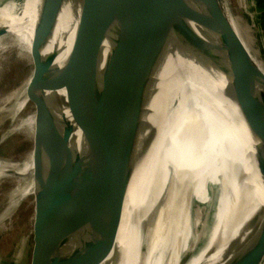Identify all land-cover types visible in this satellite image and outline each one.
<instances>
[{
	"label": "water",
	"instance_id": "obj_1",
	"mask_svg": "<svg viewBox=\"0 0 264 264\" xmlns=\"http://www.w3.org/2000/svg\"><path fill=\"white\" fill-rule=\"evenodd\" d=\"M70 2L79 5V23L59 67L58 51L44 52ZM37 12L25 92L33 110L31 243L11 264H104L110 258L130 185L167 110L169 78L158 84L157 76L172 45L220 64L232 79L243 118L253 127L255 137L248 140L264 188V69L258 57L264 42L257 40L254 62L219 0H40ZM249 16L256 26L255 14ZM197 27L212 38L200 36ZM6 34L1 28L0 37ZM150 105L156 108L151 114ZM144 172L138 174L137 203L123 238L125 262L129 257L146 263L148 244L142 240L152 215L137 222L155 172L148 179ZM247 225H254L255 240L227 264H260L264 257V209L252 212L240 235Z\"/></svg>",
	"mask_w": 264,
	"mask_h": 264
},
{
	"label": "bare ground",
	"instance_id": "obj_2",
	"mask_svg": "<svg viewBox=\"0 0 264 264\" xmlns=\"http://www.w3.org/2000/svg\"><path fill=\"white\" fill-rule=\"evenodd\" d=\"M2 1L0 0V29H6L7 34L0 37V51L6 47H15L23 56L31 58L40 0H17L4 4ZM219 1L228 26L235 31L252 60L256 62L252 54L254 51L252 45L248 44L243 27L230 7V1ZM79 15L80 8L75 2L68 3L63 9L54 37L44 52V56H47L54 50L58 51L55 66L62 67L68 59ZM196 32L208 40L213 36L200 27H197ZM167 77L169 90L166 92L168 96L166 115L164 113V119L162 118L158 125V132L153 137L148 154L136 170L126 200L125 217L116 247L104 264H155L157 258L162 259L163 264H227L239 253L242 246L256 238V233L252 235L254 225H247L240 235L252 212L264 209V188L253 166L252 147L249 141V137L255 136L252 133L253 127L243 118L241 95L220 64H215L211 59L202 62L185 46L169 47L164 65L157 76L158 84L164 83ZM26 87L27 83H24L12 91L8 101H14L19 97L21 104L24 105ZM235 98H238L239 103ZM155 109L150 105V114ZM177 147L179 154L169 159L170 151L173 149L175 152ZM161 157L165 159L163 162ZM142 170L146 171L144 173L145 177L148 176L147 179L151 172H155V181L147 193L148 199L145 200V206L141 207L137 222L142 225L148 216L153 215L152 225L142 240H146L148 244L143 254L146 263L134 262L129 257L125 262L123 238L130 223L129 215L137 203L133 193L138 174ZM10 173L20 178L23 175V168L17 171L14 169L0 171V181L9 178ZM218 180L224 185L223 189L220 188L218 191L216 215L211 226L209 225V242L199 255L192 257L189 262H183L190 252V245L197 239V230H192L194 222L189 209L191 197L202 195L208 183L215 185ZM12 189L8 204L4 211L2 209L0 222L21 205L20 181H17ZM225 189L228 190V195ZM171 194L174 215L169 213L171 208L168 202L171 200ZM158 203H161V208L156 212ZM186 206L188 208L185 213ZM198 214L200 221L202 215ZM228 221L230 226L226 225ZM238 235L241 236L238 246L233 249L230 247L228 253V243L237 239ZM189 236L191 239L187 246ZM217 239L220 242L218 250L214 254H209Z\"/></svg>",
	"mask_w": 264,
	"mask_h": 264
},
{
	"label": "rangeland",
	"instance_id": "obj_3",
	"mask_svg": "<svg viewBox=\"0 0 264 264\" xmlns=\"http://www.w3.org/2000/svg\"><path fill=\"white\" fill-rule=\"evenodd\" d=\"M14 1L17 0H3L2 3L4 4ZM229 1L235 17L243 27L245 38L250 42L254 50H258L259 47L257 45V40L259 37H261L264 42V15L262 14L263 6L260 3V0ZM249 13L255 14L257 18L256 26L253 25ZM258 57H260L264 69V49ZM31 72L32 67L30 59L23 56L17 48L6 47L0 51V171L4 169H14L17 171L23 168V175L20 178L14 173H10L9 178L0 181V216L5 210L4 207L8 204V200H10L13 190L12 188L15 187L17 181H20L21 202V205L15 212H13V214L7 216V218L0 222V264H11L12 257L15 254L18 257H21L24 250L23 246L29 248L31 243L29 234L33 212V209L31 210L33 198L29 190L32 176L28 166L30 164L33 141L32 130L29 123H31L33 117V110L26 100L24 101V105H22L19 97L14 101H8V96L12 91L20 88L24 83H28ZM178 154L179 149L177 147L175 152L173 149L170 151L168 158H175ZM218 181L215 185L208 183L205 186L204 192L202 191V195L198 194L191 197L192 201L189 209L191 210L192 221L194 222L192 230H197H195L197 232V239L193 244L190 243V252L188 256L183 259V262H189L192 257L199 255L209 242L210 224L215 218L218 207V191L220 188L223 189L224 185H221V180ZM224 191L225 193L228 192L227 189ZM228 194L229 193L226 195ZM172 197L173 194H171V200L169 199L168 204L171 208L169 213L174 215L175 209L173 207L174 202ZM160 204L161 203H158L156 205V212L160 211ZM187 208L188 207L186 206L185 213ZM198 213L202 215L200 221ZM226 225L230 226V221H228ZM190 239L189 236L187 246ZM239 240L240 238L238 237L234 241L228 243V253L230 247L233 249L238 246ZM219 245L220 242L217 239L216 244L214 247L210 248L208 253L214 254L215 251L218 250L217 248ZM161 261L162 259L157 258L155 264H163Z\"/></svg>",
	"mask_w": 264,
	"mask_h": 264
},
{
	"label": "crops",
	"instance_id": "obj_4",
	"mask_svg": "<svg viewBox=\"0 0 264 264\" xmlns=\"http://www.w3.org/2000/svg\"><path fill=\"white\" fill-rule=\"evenodd\" d=\"M260 3L262 4L263 8H262V14L264 15V0H260ZM261 264H264V257L262 258V263Z\"/></svg>",
	"mask_w": 264,
	"mask_h": 264
}]
</instances>
